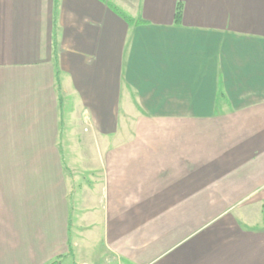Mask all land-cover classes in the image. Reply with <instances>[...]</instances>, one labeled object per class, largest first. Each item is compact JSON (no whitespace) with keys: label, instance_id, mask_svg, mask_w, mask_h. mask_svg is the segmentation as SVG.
I'll return each mask as SVG.
<instances>
[{"label":"crops","instance_id":"0c3cea01","mask_svg":"<svg viewBox=\"0 0 264 264\" xmlns=\"http://www.w3.org/2000/svg\"><path fill=\"white\" fill-rule=\"evenodd\" d=\"M72 228L82 264H264V0H0V264Z\"/></svg>","mask_w":264,"mask_h":264},{"label":"rangeland","instance_id":"374dc122","mask_svg":"<svg viewBox=\"0 0 264 264\" xmlns=\"http://www.w3.org/2000/svg\"><path fill=\"white\" fill-rule=\"evenodd\" d=\"M81 150H74L71 155V159H78L81 154ZM74 157V158H72ZM86 177V176H85ZM92 179L88 178V181L90 182ZM86 179L84 178H79L78 179V185L80 186L85 184ZM83 194L84 191H81V189L77 188L76 193L74 196L70 198L71 202V211L72 214H77L78 218L83 216L84 214L82 213L81 209V202L83 201ZM75 210H77V213H75ZM84 218V216H83ZM81 219H79L80 221ZM71 234L75 238H78L80 241V248L78 250L79 254L76 255V257L71 256L65 261V264H82L83 259L87 257V254H90L92 258H102L104 257L105 249L102 244V235L100 232L96 231L93 235V237H87L86 230H83L81 228L78 229H71ZM92 261H90L91 263ZM94 264H104V260L102 263L94 262Z\"/></svg>","mask_w":264,"mask_h":264},{"label":"trees","instance_id":"16d2710c","mask_svg":"<svg viewBox=\"0 0 264 264\" xmlns=\"http://www.w3.org/2000/svg\"><path fill=\"white\" fill-rule=\"evenodd\" d=\"M115 10L119 13H121L118 9L115 8ZM123 14V13H121ZM182 17H183V5L181 3H179L177 5L176 11H175V23L176 24H180L182 21ZM50 264H61L60 260H55L53 262H51Z\"/></svg>","mask_w":264,"mask_h":264}]
</instances>
